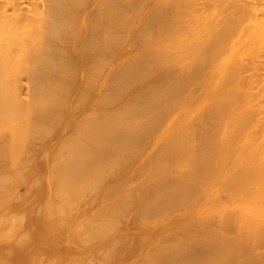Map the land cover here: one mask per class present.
I'll use <instances>...</instances> for the list:
<instances>
[{"label":"bare ground","instance_id":"6f19581e","mask_svg":"<svg viewBox=\"0 0 264 264\" xmlns=\"http://www.w3.org/2000/svg\"><path fill=\"white\" fill-rule=\"evenodd\" d=\"M171 1L0 0V264H42L53 245L45 264H123L135 251L130 264H264V153L241 145L253 140L259 113L244 73L223 56L230 30L214 43L188 32L185 59L169 55L161 46L173 40L164 20ZM202 2L264 28V0ZM125 51L127 60L110 67ZM258 65L253 87L262 88L264 60ZM184 105L187 127L137 165L163 119ZM30 168L38 172L26 184L30 201L41 185L48 208L36 220L14 206L28 200L17 190ZM82 203L97 209L73 233V249L39 241L63 206Z\"/></svg>","mask_w":264,"mask_h":264},{"label":"rangeland","instance_id":"374dc122","mask_svg":"<svg viewBox=\"0 0 264 264\" xmlns=\"http://www.w3.org/2000/svg\"><path fill=\"white\" fill-rule=\"evenodd\" d=\"M159 1H161V0H159ZM166 1H168V3H170L169 0H166ZM173 1H175V0H173ZM173 1H171V2H173ZM176 1H177V2H175L176 4H174L175 7L173 6V8H172L173 11L171 10L169 12L168 11H165L164 12V13H167L168 12L167 14L164 15L166 17V18H164V20L165 19L167 20V21L165 20V23L166 22L167 23L169 22V24H167V25L164 24V25H166V28L169 29V30L171 28L170 32L173 34V36L175 34V31H177L179 34L176 33V36H174L175 38L173 36H171V38L173 40H170L171 39L170 38L169 39L170 41L165 42L161 46L162 50H164V51L166 50L165 53H167L169 55L171 54L174 57H178V56L181 57L183 55H186V50L189 48V43L190 42H189V39H188V32L194 33L195 36H196V38L199 36L200 37V40H201V38H202V40L205 39L204 41H206V42H211L215 38L212 41L214 43V41L216 39H219V40H220V38L222 39V37H223L222 36V33H223L222 31H225V30L227 31V29H229L230 30L228 32L229 33L228 34L229 38L228 37L225 38V39H229V40H227L226 43H225V41L223 42V43L226 44L225 49H224V45L225 44H223V46H222V48H223L222 50L225 51V52L222 51V53H224L223 56H224V58H227L228 61H230L229 68L232 66V64L234 62L233 67L236 69L235 71L238 73V76H239V73H240V75L244 73L243 76L241 75L242 77L239 76L240 79L243 80L246 83V85H242V87H243V89L245 87H247V88L244 89V91H245L244 93L247 95V97L250 95V97L252 98V99L250 98V100L248 99L249 100L248 101L249 103L248 102L247 103L250 104L251 108L252 107H255V109L256 108L258 109V110L257 109L255 110L254 108H252L254 111H256V113H259V114L264 115V113H261V112H264V110H261V109H264V108H262V107H264V104L260 105L261 103H264V102H262V101H264V99H262V101H261L262 93H264V87L261 88L260 87L261 84L258 85L257 87H253V86H255L259 82L258 81V78L259 77H257V76L260 75V67H259L258 64H259V62H261L262 60H264V32H261L262 29H264V28L260 27L261 28L260 29L259 27H257V28L256 27H253L254 25L252 23H250V19H247L246 16H244V14H242L240 12H235L234 13L231 10L230 11H228L227 9L226 10L225 9L222 10V8L214 9L213 7L212 8L210 7L212 10L209 9V8L208 9H204V10L202 8L200 9V7H201L200 3H203L202 2L203 0H182V1L181 0H176ZM164 2H165V0H164ZM197 3H199V4H197ZM191 6H192V8H191ZM169 8L171 9V6ZM197 8L199 10H197ZM200 10H202V11L200 12ZM171 13H172V16H171ZM238 16L241 17V18L242 17H245V18H242L241 19ZM236 17L238 18V20H237ZM177 18L178 19L180 18V19L178 20ZM232 19L233 20L236 19L237 21L236 20L233 21ZM186 20L189 21V22H187ZM211 20H213V21H211ZM239 20H240V22H239ZM210 21H211V23H210ZM232 22H233V25H231ZM237 22L240 23L241 25L235 26L234 24L235 23L238 24ZM170 23H172V24H170ZM249 24H252V26L249 25ZM171 25L174 26V27L176 26V27L173 28ZM246 25H248V26H246ZM177 26H178V28L179 27L180 28L182 27L183 29L182 28H181L182 30L180 28L178 29ZM183 26H187V27L185 28ZM242 26H245L247 29L245 27H242ZM226 27H227V29H226ZM209 28H211V29H209ZM232 28H234V29L231 30ZM172 29H173L174 33L172 32ZM251 29H252V31H251ZM255 29H258V30L254 31ZM206 31H208V32H206ZM258 31H260V32L258 33ZM184 33L185 34L187 33V36L186 37H185V34ZM220 33H221V35H220ZM177 34H178V37H177ZM202 35H204V37ZM218 35H220V37ZM180 36L182 37V39H181ZM176 37H177V39L179 38L180 40H177ZM205 37H207V38H205ZM185 39H188V40H185ZM175 40H176V42H174ZM177 42H179V43H177ZM175 43H177V44H175ZM219 43H220V41H219ZM130 44H131V42H126L123 47L126 49ZM191 45L192 44H190V46ZM221 45L222 44L220 43V47H221ZM171 46H173L174 48L171 47ZM175 46H177V47H175ZM155 49H160V46H157ZM129 50L131 51L133 57L140 56L141 55V52H142L141 49H137V48L136 49H132L131 48ZM184 50H185V52H184ZM174 51H176V52H174ZM181 53H182V55H181ZM125 54H127L126 51L124 53H122L121 57L123 55H125ZM185 57L186 56H183L182 61L185 59ZM125 60H127V59H125L124 57H122L120 60L119 59L118 60L113 59V61H111L110 67L112 66V67L116 68L119 65H121L122 63H124ZM259 60H261V61H259ZM235 61H239V62H235ZM237 63L239 65H237ZM254 63L257 65V67H255L256 65ZM240 65H241V67H240ZM245 65H247V66H245ZM253 65H254V68L255 69H258V67H259V70H256L258 72H256L254 70ZM233 67H231L230 69H234ZM236 67H239V68H236ZM251 69H252L253 73H255V75H257V73H259V75H257V76L253 75ZM173 70H176V65L173 67ZM245 72H247V73H245ZM249 74L251 75L252 78L249 77L250 76ZM246 76H247V79H246ZM252 79H254L255 81H248V80H252ZM245 80H247V81H245ZM256 80L258 82L255 84ZM248 85H251L252 86V91L249 90L251 86H248ZM258 88H260V89H258ZM256 89H258V90H256ZM253 90H255L257 93L255 94V92ZM261 90H262V92H261ZM250 91L251 92H254V93L251 94ZM247 93H249V94H247ZM257 94H258V96L259 95L260 96L258 97ZM253 97H255V98L253 99ZM259 98H260V100H259ZM251 100L253 102L255 101L257 105L256 104H253V103H252L253 105H251V103H250ZM257 100H258V102H257ZM259 101H261V103ZM258 105H260L262 107H259ZM250 106H247V107L250 108ZM176 110L177 109H174L173 108V110L169 112V114L166 116V118L163 119L164 120L163 121L164 124H162V123L160 124L159 130L156 132L155 136L153 137V138H156L154 140L155 143L153 142V144H151L152 142H150L151 145L149 144L148 146H146L145 149L139 154V161H138L137 165L140 162L144 161L143 159H146L147 158V155H150V152H153V149L156 148L157 144L164 137L165 138L168 137V136H166L167 134H169V136H170L171 134H174L176 131L180 130L179 128L185 129V127H187V124H185V123H187V120L188 119H183L179 123V121L181 120V116L180 115L181 114H184V115L186 114L185 113L186 112V105H184L181 108V110L180 109L177 110V111ZM259 110H261V111H259ZM258 115H256V117H255L256 119L253 120V123H254V121H256L255 122L256 124H253V123L250 124V126H251L250 127V130H252V131H250V133L254 132V133H252L253 134V140L252 141L249 140L250 137L249 138L245 137L243 139L241 145H243L244 143L246 145L247 144L250 145V143H252V142L253 143L255 142L257 144L259 142V139L261 138V136H264V119L261 118V117H264V116L259 115L260 117H258ZM260 119H262V120H260ZM174 121H176V122H174ZM172 122H174V124H177V126L175 125L176 127L175 126L172 127V125H173ZM252 124L255 125L254 128H253ZM183 125L185 127H181ZM251 128H253V129H251ZM197 131H199V129H197ZM201 133L202 132L200 131L198 137H200V135L201 136L204 135L203 133L202 134ZM254 136H256V138ZM196 138H197V136H196ZM199 139H201V138H199ZM262 139H264V138H261L260 141L262 143H264V141H262ZM245 140H246L247 143L245 142ZM255 140L258 141V142H256ZM256 144L254 145L255 146V151H253V153L254 154L257 153L258 150H259L258 151L259 153H264V151L261 152V150L259 149L260 147H262L261 143H260L261 146L259 145V143L257 145ZM249 145H247V146H249ZM254 146H252L253 147V148H251L252 150L254 149ZM256 149H258V150H256ZM261 149H264V147H262ZM251 152L252 151L250 150V153ZM132 169H131V171L129 169L128 171L126 170V172L117 173L116 176H114L115 175L114 174L113 176L110 177L111 178V181H117L118 180V177H117L118 174H119L118 175L119 177H121V176L122 177H124V176H129L130 177V173L129 172L133 173L132 172ZM127 172H128V175H126ZM24 177H25V180L23 181V185L21 186L20 190H17V191L20 194L21 193L23 195L26 194L25 197L28 200L25 203H20V202H18L17 204L14 203V206L18 207L19 209L24 208L25 211H21V212H25L28 216L31 215V218H35V220H36L37 218L42 217V214H43V212L45 210L48 211V208L46 207V205L43 204V201L39 197V194L41 192L42 186L39 185V187L36 189L37 190V198H35L34 200L30 201L32 198H34V196H33V193H31V195H29L27 193L26 184L29 183L32 180L38 179V172H36L32 168H30L28 170L26 176H24ZM224 193L225 192H222L221 191L220 194H218V196H219V198L222 196L220 199H222L223 205L225 204V206H227V207L229 206L230 207V202L227 201L228 197L226 198V195ZM225 198H226V200H225ZM109 203H107V204H109ZM21 204H25V205H21ZM82 206H83V208H80L79 206H68L67 208H64V206H63L62 209H61V211L59 212L60 213V223L59 224H61V225L58 226L59 224L56 225V224L51 223L48 226V232L51 235L48 234V236H46L45 239L41 235L39 237V241L41 242V240H44L45 242H48V243H58L59 242V245L64 244L63 248H60L61 251H65L66 249H69V248H72L73 249V245H75L74 242H73V240H72L73 233L75 232V230L78 227H81L83 225H87L90 222L91 218L94 216V214L96 212V209H97V205H90V204L87 205V204H83L82 203ZM67 234H68V240L63 241L62 240L63 239V235L65 236ZM66 246H68V247H66ZM51 248H53V250H51ZM78 251L80 252V254H86V252H81L82 249H80ZM53 252H58L57 249H56V247H55V245L50 246L49 248H47L44 251V254H43L44 256L42 255L41 257H38L39 260H40V262H42V264H45L46 260L49 259V258H47V256L49 255L50 258H52L51 255L53 254ZM59 253H61V252H59ZM135 253H136V251L134 252V254ZM134 254L132 256V259L123 260L124 262L121 261L120 263L130 264L132 261H135V259H136L137 256H134ZM135 255H137V254H135Z\"/></svg>","mask_w":264,"mask_h":264}]
</instances>
